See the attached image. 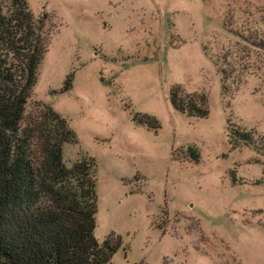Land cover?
<instances>
[{"label":"rangeland","instance_id":"obj_1","mask_svg":"<svg viewBox=\"0 0 264 264\" xmlns=\"http://www.w3.org/2000/svg\"><path fill=\"white\" fill-rule=\"evenodd\" d=\"M28 5L47 43L24 114L49 105L75 134L64 164L95 161L94 237L121 240L108 264H264V151L228 137L264 147V0ZM172 86L207 116L176 110Z\"/></svg>","mask_w":264,"mask_h":264},{"label":"trees","instance_id":"obj_2","mask_svg":"<svg viewBox=\"0 0 264 264\" xmlns=\"http://www.w3.org/2000/svg\"><path fill=\"white\" fill-rule=\"evenodd\" d=\"M45 23L46 15L35 17L28 0H0V264H108L121 240L113 233L102 241L94 237L95 161L64 164L62 146L75 142V134L49 105L24 114L46 51ZM219 72L224 82L228 75L222 67ZM70 81L67 76L60 92ZM169 100L183 114H208L204 95L179 86L170 88ZM137 122L158 127L147 116ZM228 137L264 151L249 132L235 128Z\"/></svg>","mask_w":264,"mask_h":264}]
</instances>
